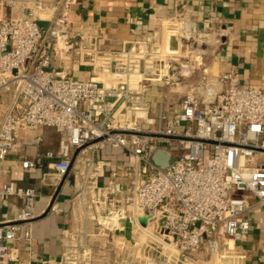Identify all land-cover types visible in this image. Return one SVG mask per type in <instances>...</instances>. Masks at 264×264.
<instances>
[{
  "label": "built area",
  "instance_id": "obj_1",
  "mask_svg": "<svg viewBox=\"0 0 264 264\" xmlns=\"http://www.w3.org/2000/svg\"><path fill=\"white\" fill-rule=\"evenodd\" d=\"M79 1L0 0V100L10 101L0 105L5 108L0 199L23 203L15 220L0 222V264L16 261L11 243L19 241L23 230L31 239L39 217L35 189L4 182V164L17 152L20 132L40 129L56 132L58 149L25 158L23 169L36 168L44 157L51 162L57 186L80 169L84 188L90 175L96 181L111 169L107 190L123 195L117 202L121 205L110 207L114 199L98 193L95 206L105 208L97 211L94 236L118 239L122 262L202 264L205 256L223 259L231 251L223 241L247 240L253 201L264 204V91L241 86L235 73H222L216 81H199L182 97L180 108L162 101L154 110L148 98L153 86H178L180 77L192 76L196 61L192 65L180 50L153 40L103 50L101 33H72V9ZM170 23L178 39L211 44L182 15ZM74 56L91 68L89 80L53 69L56 58ZM42 143V137L27 140L36 147ZM108 149L128 153L130 163L114 165L104 159ZM158 152L173 162L161 167L154 161ZM47 210L59 214L56 198ZM128 226L130 233L124 232ZM91 234L87 228L75 233L62 264H91Z\"/></svg>",
  "mask_w": 264,
  "mask_h": 264
},
{
  "label": "crops",
  "instance_id": "obj_2",
  "mask_svg": "<svg viewBox=\"0 0 264 264\" xmlns=\"http://www.w3.org/2000/svg\"><path fill=\"white\" fill-rule=\"evenodd\" d=\"M180 15L197 27L198 33L209 36L211 44L202 49V45L198 47L188 39H178L172 33L174 27L170 20ZM72 33L86 36L101 33L104 39L101 48L105 51H120L136 40H153L155 45L161 42L172 50H180L192 65L196 61L192 76L180 77L178 86H153L148 98L156 106L166 101L180 108L182 97L199 81L206 77L216 81L222 73H235L241 86L264 91V0H81L72 9ZM53 69L78 81L92 77L91 68L82 66L76 56L67 61L56 58ZM36 137H42L41 147L27 144L28 139ZM57 149L58 135L54 130L20 132L17 152L4 164V182L34 188L38 195L35 214L39 217L32 224L31 239L25 237L23 230L19 241L11 243L16 256L12 264H62L69 244L77 239L75 233L85 228L92 233L88 242L94 251L108 247V239L94 236L97 211L105 208L104 205L96 208L94 199L98 193L100 197L106 192V196L114 199L110 207L121 205L117 202L123 195L107 190L111 180L106 172L110 168L96 181L90 175L91 183L85 188L80 171H73L57 186L51 162L44 157L38 159L36 168L23 169L25 158ZM112 155L114 165L125 164L127 158L115 152ZM52 197L56 198L59 214L47 210ZM253 204L247 215L251 225L248 239L243 242L225 239L223 242L231 251L223 259L205 256L202 264H264V204L255 205L254 201ZM22 206L18 198L0 199V222L15 220ZM96 243L99 245L95 246ZM226 247H223L225 252Z\"/></svg>",
  "mask_w": 264,
  "mask_h": 264
},
{
  "label": "rangeland",
  "instance_id": "obj_3",
  "mask_svg": "<svg viewBox=\"0 0 264 264\" xmlns=\"http://www.w3.org/2000/svg\"><path fill=\"white\" fill-rule=\"evenodd\" d=\"M205 45L206 44L204 43L203 46H202V49H205V48H203V47H205ZM197 46L200 47L201 44L197 43ZM195 49H197L200 53H203V52L200 51V48H195ZM76 66L78 67V64ZM76 76H78V75H76ZM9 102L3 101V99H1L0 100V105H2V104L8 105ZM151 102H152L153 107L155 108V106H156L155 102L152 101V99H151ZM0 109H1L0 110V123H1V121H2V119L4 117V113H3L2 109L4 110L5 108H2L1 107ZM145 128H147V127L145 126ZM184 129H185V125H183L181 128H179V130H181L182 132L184 131ZM172 150L173 151H177L178 148L175 147ZM112 152H115V154H117L119 156H124L125 158H127V160L124 161L125 164H127V165L130 163V161L132 159L131 155H129L128 153L124 152L123 150H120V151L114 150L113 151L111 149H108L107 151L104 152V154H103L104 159L112 160V158H113ZM79 170H74V173H79ZM106 173H107L106 174L107 176L110 174L109 171H107ZM130 231L131 230H130V228L128 226V229L126 231H124V232L130 233ZM121 242L124 243L123 241H121ZM96 245H99V244L96 243L95 246ZM119 245H120L119 242L116 243V242H114V241H112V240L109 239V242L107 244V246H108L107 247V250H111V252H105L103 250H99L98 249L99 247H97L96 249L99 250V251H94L95 252V256L93 257V260H92L91 264H125L124 262L121 261V258H120V253H119L118 249H120L121 246H119ZM96 252H97V254H96ZM122 259L124 261L127 260L126 257L125 258H122Z\"/></svg>",
  "mask_w": 264,
  "mask_h": 264
},
{
  "label": "water",
  "instance_id": "obj_4",
  "mask_svg": "<svg viewBox=\"0 0 264 264\" xmlns=\"http://www.w3.org/2000/svg\"><path fill=\"white\" fill-rule=\"evenodd\" d=\"M154 161L161 167H167L170 162H173V160H171L169 156L163 154L162 152H158L155 154ZM146 221H147L146 218L140 219V223L143 226H146Z\"/></svg>",
  "mask_w": 264,
  "mask_h": 264
}]
</instances>
